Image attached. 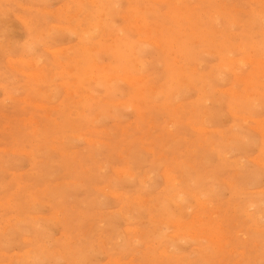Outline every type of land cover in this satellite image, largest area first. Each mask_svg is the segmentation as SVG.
I'll list each match as a JSON object with an SVG mask.
<instances>
[{"label": "rangeland", "instance_id": "rangeland-1", "mask_svg": "<svg viewBox=\"0 0 264 264\" xmlns=\"http://www.w3.org/2000/svg\"><path fill=\"white\" fill-rule=\"evenodd\" d=\"M0 264H264V0H0Z\"/></svg>", "mask_w": 264, "mask_h": 264}, {"label": "bare ground", "instance_id": "bare-ground-1", "mask_svg": "<svg viewBox=\"0 0 264 264\" xmlns=\"http://www.w3.org/2000/svg\"><path fill=\"white\" fill-rule=\"evenodd\" d=\"M26 63V62H25ZM241 66V65H240ZM226 68V67H225ZM93 77V76H92ZM32 78V77H31ZM121 79V78H120ZM133 80V79H132ZM215 132V131H214Z\"/></svg>", "mask_w": 264, "mask_h": 264}]
</instances>
